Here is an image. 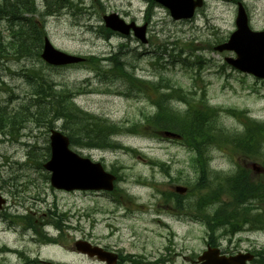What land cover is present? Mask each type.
<instances>
[{"label":"rangeland","instance_id":"1","mask_svg":"<svg viewBox=\"0 0 264 264\" xmlns=\"http://www.w3.org/2000/svg\"><path fill=\"white\" fill-rule=\"evenodd\" d=\"M236 1L244 5L250 28L254 31L264 30V0H206L192 19L178 22L172 20L167 9L157 4L151 6L144 0H69V6L61 14L52 16L43 13L45 1L41 3L37 0L34 1L36 13L33 15L44 19L46 36L62 52L98 59L117 52L119 60L129 65L126 71L133 72L138 78L155 83L159 79L170 83L175 81L185 91H190L193 103L201 99L204 93L205 104L222 112H219L218 125L231 134L243 132L241 122L245 123V120L243 117L241 120L230 117L226 115V111L242 114L252 120L249 122L264 124V82L243 75L225 64V57H234L232 52L218 53L213 50L216 45L226 41L235 29ZM50 3H55V0ZM110 13L117 14L126 22L135 21L139 25L146 22L147 45L130 36L123 38L114 34L107 39L103 38L100 35L102 16ZM5 27V22L0 19V32L3 35L6 34ZM154 52L158 60L153 58ZM169 52L176 57L183 52L182 58L186 57L197 65L193 70L184 69L181 64L172 62L173 57H169ZM177 60L176 58L175 61ZM101 67L107 69L109 64L103 63ZM28 68L37 72L34 77L26 79L22 71ZM33 79L46 80L53 91L74 90L71 95L75 106L113 124L129 127L143 120V115H152L155 111L147 98V95L150 98L154 95L126 97L121 94L123 88L119 83L109 88L106 80L99 81L86 65L52 68L33 58L0 60V105L14 110L28 101L35 85ZM75 90L80 92L76 93ZM159 91L168 92L163 91L162 87ZM168 102L178 110L187 108L183 103L178 104L171 99ZM5 112L8 114V111ZM61 124V121H57L51 129L62 131ZM48 127V123L30 121L13 138L0 134V165L13 167H7L8 174H19L23 179L36 182L33 183L34 188L25 190L26 194L43 199L45 205L39 203V210L46 213V209L50 208L52 212H56L52 221L61 220L62 224L69 226L68 232L62 234L61 239L57 231L48 229L51 237L58 240L62 247L69 250L74 240L85 236L96 240L112 233V240L122 255L128 256L135 249H138L137 255H144L151 253V250L166 248L170 250L172 259L174 254L181 255L174 264H183L182 256L194 258L205 249L208 233L204 225L189 220L199 218V213L192 214L185 209L178 211L174 207L176 198L172 197L170 201L165 199L168 193L173 192L174 186L189 189L188 195L180 199L183 206L190 205L198 196L206 193L202 189H198V192L192 190L198 171L193 160L194 154L184 143L159 137L152 130H146L141 134L113 137L121 146L137 150V156L125 151L71 147L82 157L101 163L106 171H116L118 180L122 181L117 186L136 196L134 203L129 202L122 208L97 192L55 193L50 190L46 180L48 173L41 168L49 158L48 139L51 129ZM3 129L7 131L6 127ZM232 147L223 145L208 148L209 163L206 171L211 181L214 180L213 176L224 178L238 167L246 166L248 160L237 153L241 151L232 150ZM255 157L258 159L255 161L263 166L264 145ZM149 162L164 164V168L160 170ZM140 183L147 187H140ZM248 186L251 188L250 184ZM223 201L226 203L229 198L224 197ZM258 214L264 218V206L259 208ZM48 217L45 216L42 220L45 221ZM156 223H160L161 227ZM162 224L174 232L175 238L164 232ZM161 234L162 238H159ZM4 236H1V240H7L5 242L17 249L15 254L11 252L6 255V259L12 264H22L17 256L26 258V254L36 260L41 257L54 258L57 262L66 260L71 264H98L93 259L73 253L69 259L62 253L38 247L30 242L31 233L17 238L9 234L6 238ZM250 238L254 249L264 248V234H251ZM167 239L171 242V247ZM220 241L222 247H246L245 236L242 237L241 234L232 236L229 243L228 239Z\"/></svg>","mask_w":264,"mask_h":264},{"label":"trees","instance_id":"2","mask_svg":"<svg viewBox=\"0 0 264 264\" xmlns=\"http://www.w3.org/2000/svg\"><path fill=\"white\" fill-rule=\"evenodd\" d=\"M34 1L0 0V19L6 22L7 28L4 31L9 35L6 38L3 32H0V60L33 58L39 61L44 31L43 27L31 18L36 13ZM50 2L51 0L48 2L45 0L46 8L43 12L45 15L58 11L63 4L69 5V0ZM17 19H24L26 22L20 23ZM104 33L106 36L110 35V32L106 30ZM165 52L166 50L163 51V53ZM119 59L117 53L108 57L109 68L107 69L101 67L103 60L96 57L89 58L87 63L99 81L104 79L105 83L110 86L119 83L126 96L138 93L146 94L152 90L156 96V100H150L156 108L154 114L143 116V120L129 127L123 124H113L75 106L71 95L74 90H70V92L53 91L46 80L33 79L35 85L28 101L26 100L14 110H8L7 106L0 105V134H6L13 138L18 134L20 128L30 121L48 123L50 129L54 123L61 121L60 128L68 136L72 147L97 150L123 149L127 153L135 154L134 150L123 148L112 138L146 130L174 132L194 154L193 160L198 171V178L195 185L193 184L192 190L198 192V189H202L206 193L203 196H198L187 206H183L182 201L180 202L181 197L173 193H168L165 199L170 201L172 197L176 198L174 207L178 210L185 209L207 215L212 211V214L215 215L212 218V236L216 231V238H225L240 231L243 213L241 203L245 193L244 172L238 167L235 176L223 178L212 175L214 180L211 181L206 171L209 161L208 148L231 145L233 146L232 150L241 151L237 153L248 159H253L257 151H260L264 145V124L255 121L249 122L252 120L242 114L226 111L229 116L240 120L243 117L245 120V123L240 121L241 126L243 125V132L229 134L230 132L218 125L219 111L207 106L204 100L193 103L187 95L186 98L182 95L180 88L174 89L168 81L163 79H159V83L156 84L139 80L134 77L133 72L126 71L128 63L121 62ZM36 72L32 68H28L24 69L22 74L28 79L34 77ZM162 86L170 92L168 94L159 93ZM72 91L73 93H71ZM75 92L78 93L76 90ZM169 99L184 102L187 109L184 112L175 110L169 104ZM5 111H8V114ZM5 127L7 131L3 129ZM224 197H228L229 201L225 203ZM202 220L208 230L209 217L204 216Z\"/></svg>","mask_w":264,"mask_h":264},{"label":"water","instance_id":"3","mask_svg":"<svg viewBox=\"0 0 264 264\" xmlns=\"http://www.w3.org/2000/svg\"><path fill=\"white\" fill-rule=\"evenodd\" d=\"M165 6L174 20L189 19L196 8L201 7L202 0H154ZM105 26L115 32L128 35L130 29L134 35L144 40V27H135L133 23L126 25L117 15L111 14L103 18ZM236 30L231 34L227 43L215 49L219 52L232 51L236 57L226 58L225 61L233 68L259 79H264V32H253L248 27V19L244 8L239 4L235 19ZM41 58L49 65L64 66L76 64L81 58L62 53L52 47L49 41H44ZM166 136H173L166 134ZM50 159L44 168L50 173V183L55 189L73 190H111L115 178L104 172L98 163L83 159L69 150L68 139L56 131L50 135ZM176 192L184 193L185 189L176 188ZM79 252L90 257H99L97 248H91L86 243H77ZM218 251H205L196 264H244L245 256L218 258Z\"/></svg>","mask_w":264,"mask_h":264},{"label":"flooded vegetation","instance_id":"4","mask_svg":"<svg viewBox=\"0 0 264 264\" xmlns=\"http://www.w3.org/2000/svg\"><path fill=\"white\" fill-rule=\"evenodd\" d=\"M7 167L9 166L0 165V196L4 199V204L0 208V264H12L6 259V255L11 252L15 254L16 251V248L10 246L7 242L3 243L1 240L2 235L10 234L15 238L23 235L22 237H24L27 233H39V226H42L43 230L47 232L46 228L50 227V223L46 221L41 225L40 220L45 216L54 218V211L52 212L50 208H47L46 213H44L37 207L39 203L45 205L44 202H41L38 197L35 198L26 194L25 190L27 188H34L33 183L36 182L20 179L22 176L19 174H8ZM245 169L244 210L241 219V235L242 237L245 236L244 244H246V247H242V249L226 247L222 249L221 254L232 255L243 252L252 257L251 261L247 264H264V248H259V250L254 249L252 247L254 245L253 241L250 238L251 234H264V218L258 214V208L262 207V197L259 195L258 187L263 184L259 174H264V171L258 172L256 169L253 170L250 164L245 166ZM14 175L16 177H13ZM249 184L254 185L256 188H249ZM115 193H117V189L114 188L110 192V195ZM66 225V223L61 224L59 229H65L66 231L68 229ZM51 226L55 228L54 224H51ZM82 240L89 241L92 245L98 246L103 251L99 264H174L178 258V255L174 254V259H172L170 257V250L166 248L151 250V253L144 255H137L138 249H135L134 253L124 256L117 250L114 244L115 241L112 240V235L97 238L96 240L91 236H85ZM167 243L169 245L168 239ZM214 243V240H212V214H210L209 237L205 247L209 248L211 256ZM155 251L161 252L155 253ZM17 259L22 264H28L27 259L22 255H18ZM182 261L183 264L194 263V259H187L184 256H182ZM38 263L41 264L42 262L39 261Z\"/></svg>","mask_w":264,"mask_h":264},{"label":"bare ground","instance_id":"5","mask_svg":"<svg viewBox=\"0 0 264 264\" xmlns=\"http://www.w3.org/2000/svg\"><path fill=\"white\" fill-rule=\"evenodd\" d=\"M69 5H62L61 7H60V9L58 10V11H55V12H53L52 14H49L48 16H52L53 14H57V15H59V14H61L63 11H64V9L65 8H67ZM29 10V9H28ZM47 12V11H46ZM31 18L33 19V20H35L37 23H39L42 27H43V31H44V37H43V41H42V45L44 44V41L47 39V40H49V38L46 36V29H45V22H44V19L43 18H40V17H37V16H34V15H32L31 16ZM18 20V22H20V23H24V22H26V20H24V19H17ZM5 22V21H4ZM5 24H6V22H5ZM109 36H112V34H110ZM143 116H145V115H143ZM57 123V122H56ZM55 253H62L63 254V251H62V249L61 248H59V247H53V248H51Z\"/></svg>","mask_w":264,"mask_h":264}]
</instances>
